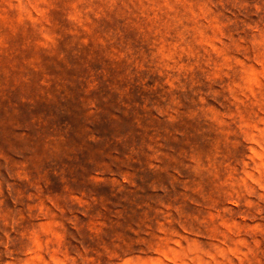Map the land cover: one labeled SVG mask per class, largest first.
<instances>
[{"label":"rangeland","instance_id":"1","mask_svg":"<svg viewBox=\"0 0 264 264\" xmlns=\"http://www.w3.org/2000/svg\"><path fill=\"white\" fill-rule=\"evenodd\" d=\"M0 264H264V0H0Z\"/></svg>","mask_w":264,"mask_h":264}]
</instances>
